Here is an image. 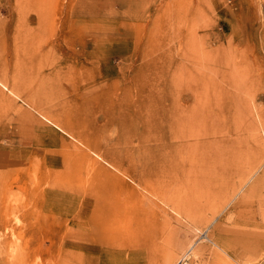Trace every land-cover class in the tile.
Wrapping results in <instances>:
<instances>
[{
	"label": "rangeland",
	"instance_id": "obj_1",
	"mask_svg": "<svg viewBox=\"0 0 264 264\" xmlns=\"http://www.w3.org/2000/svg\"><path fill=\"white\" fill-rule=\"evenodd\" d=\"M183 257L264 264V0H0V264Z\"/></svg>",
	"mask_w": 264,
	"mask_h": 264
},
{
	"label": "bare ground",
	"instance_id": "obj_2",
	"mask_svg": "<svg viewBox=\"0 0 264 264\" xmlns=\"http://www.w3.org/2000/svg\"><path fill=\"white\" fill-rule=\"evenodd\" d=\"M258 23H259V22H258ZM258 32H259V31H258ZM247 35H248V34H247ZM251 37H252V36H251ZM249 41H250V40H249ZM70 42H71V41H70ZM15 88H16V87H15ZM25 94H26V93H25ZM21 97H22V96H21ZM32 100H33V99H32ZM33 103H34V102H33ZM184 105H185V104H184ZM34 106H35V105H34ZM185 106H186V105H185ZM201 107H202V106H201ZM36 109H37V108H36ZM201 110H202V109H201ZM201 110H200V111H201ZM176 112H177V110H176ZM185 112H186V110H185ZM188 113H189V112H187L186 114H188ZM201 113H202V111H201ZM179 114H181V113H179ZM25 116H26V115H25ZM180 116H181V115H180ZM180 116H179V117H180ZM185 116H186V115H185ZM188 116H189V115H188ZM188 116H187V117H188ZM191 116H192V115H191ZM190 118H191V117H190ZM195 118H196V117L194 116V119H195ZM197 118H198V117H197ZM197 118H196V119H197ZM212 118H213V117H212ZM31 119H32V118H31ZM177 119H178V118H177ZM192 119H193V117H192ZM194 119H193V120H194ZM198 119H200V118H198ZM28 120H29V119H28ZM185 120H187L186 117H185ZM178 121H179V120H178ZM189 121H191V120H189ZM210 121H211V120H210ZM36 122H37V121H36ZM173 122H174V121H173ZM194 122H195V126H196V124H197V126H198V124H199V127H197V130H198V128H200V123H199L200 120H199V122L197 121L198 123L196 122V120H194ZM211 123H212V122H211ZM193 125H194V124H193ZM192 127H193V126H192ZM194 128H196V127H194ZM192 130H193V128H192ZM195 130H196V129H194V131H195ZM197 130H196V131H197ZM199 130H200V129H199ZM199 130H198V131H199ZM211 130H212V129H211ZM211 130L209 129V131H208V130H204V131H206L205 133H207V135H208L209 132L211 133V134L209 133V135H212ZM194 131H193V132H194ZM198 131H197V132H198ZM204 131H203L202 133H204ZM207 131H208V132H207ZM212 131H213V130H212ZM189 132H190V131H189ZM199 132H200V131H199ZM199 132H198V133H199ZM190 133H191V132H190ZM190 133H189V135H190ZM195 133H196V132H195ZM195 133H193V135H192V133H191V135L194 137V136L197 134V133H196V134H195ZM179 134H180V133H179ZM184 134H185V133H184ZM199 135H201V134H199ZM202 135H203V134H202ZM207 135L205 134V136H207ZM182 136H184V135H182ZM182 136H180V137L182 138ZM197 136H198V134H197ZM187 137L189 138L190 136H188V135L186 134V138H187ZM190 138H191V137H190ZM194 138H195V137H194ZM201 138H202V137H201ZM176 139H178V137H177ZM195 139H196V138H195ZM202 139H203V138H202ZM186 140H189V139H186ZM193 140H194V139H193ZM196 140H197V139H196ZM196 140H195V142H196ZM190 141H191V139H190ZM190 141H189V142H190ZM176 142H177V141H176ZM186 142H187V141H185L184 144H187V143H188V142H187V143H186ZM195 142H194V143H195ZM191 143H192V142H191ZM191 143H190V144H191ZM199 143H200V142H199ZM188 144H189V143H188ZM196 144H197V142H196ZM190 146H191V145H190ZM86 171H87V170H86ZM89 191H90V189H89ZM74 239H75V238H74ZM44 246H45V245H44ZM36 252H37V250H36Z\"/></svg>",
	"mask_w": 264,
	"mask_h": 264
},
{
	"label": "built area",
	"instance_id": "obj_3",
	"mask_svg": "<svg viewBox=\"0 0 264 264\" xmlns=\"http://www.w3.org/2000/svg\"><path fill=\"white\" fill-rule=\"evenodd\" d=\"M176 264H187V258L186 257L181 258Z\"/></svg>",
	"mask_w": 264,
	"mask_h": 264
}]
</instances>
